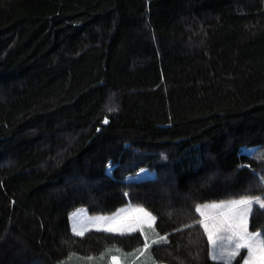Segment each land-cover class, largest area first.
Here are the masks:
<instances>
[{
	"label": "trees",
	"instance_id": "16d2710c",
	"mask_svg": "<svg viewBox=\"0 0 264 264\" xmlns=\"http://www.w3.org/2000/svg\"><path fill=\"white\" fill-rule=\"evenodd\" d=\"M248 196H264V0H0V264H133L141 231L70 222L127 204L167 237L158 264H217L196 207Z\"/></svg>",
	"mask_w": 264,
	"mask_h": 264
},
{
	"label": "snow or ice",
	"instance_id": "6c2138e0",
	"mask_svg": "<svg viewBox=\"0 0 264 264\" xmlns=\"http://www.w3.org/2000/svg\"><path fill=\"white\" fill-rule=\"evenodd\" d=\"M105 124L108 120L103 121ZM254 206L264 209V196H248L237 200H231L227 203L201 205L196 207V211L202 219L197 221L207 235L211 248V258L217 264H233V261L246 250L247 255L243 259V264H264V234L260 232L249 231V220L253 213ZM221 209L217 215L209 216L206 209ZM135 215L123 217L117 220V217H97L96 223L108 222L103 228L107 232H115L120 235L132 234L136 231L143 232V225L147 224L152 228L156 218L148 213L144 208L137 207L132 209ZM115 221V223H113ZM192 227V225H186ZM73 232L77 236H83L84 230L73 227ZM158 235V234H157ZM166 236H158V239L151 241V245L167 243ZM151 245L148 243V235L145 234V243L143 249L137 250L140 255H149ZM109 252L113 250H108ZM119 252V249L115 250ZM124 261L128 256L123 257ZM113 264H121L119 256H112Z\"/></svg>",
	"mask_w": 264,
	"mask_h": 264
},
{
	"label": "rangeland",
	"instance_id": "374dc122",
	"mask_svg": "<svg viewBox=\"0 0 264 264\" xmlns=\"http://www.w3.org/2000/svg\"><path fill=\"white\" fill-rule=\"evenodd\" d=\"M156 172L154 170H151L149 168H143L141 169L140 171L136 172V173H133V174H130L127 176L126 180L127 181H143V180H147V179H152L156 176L155 174ZM228 201H231V200H227V201H216V202H209V203H203L201 205H211V204H221V203H227ZM200 205V206H201ZM126 206V205H125ZM124 207V206H123ZM122 208V207H121ZM120 208V209H121ZM144 208V207H142ZM148 213H150L152 216H154L151 212H149L146 208H144ZM119 210V209H118ZM118 210L114 213H111V214H107V215H92L88 212V210L84 207H81L75 211L72 212V214H70V221H71V227H72V231H73V227H76L78 229H83L84 230V234H86L87 232L89 231H92V230H97V231H104L103 228L105 226H107V223L108 222H103V223H96L95 221V218L97 217H117V220H119V215L117 214ZM220 211H222L221 209H213V208H208L206 209V213L210 216V215H213L215 213H219ZM72 215V217H71ZM156 222V220H155ZM113 223H115V221H113ZM144 229L145 227L151 231V230H156V226H155V223L153 225L152 228H149L147 224H144ZM249 231L250 230V220H249ZM107 232V231H106ZM74 233V232H73ZM110 233H114V234H119V233H115V232H110ZM75 234V233H74ZM76 235V234H75ZM111 252H108V253H105L106 255L110 254ZM151 254V253H150ZM243 254V259L244 257L247 255V252L246 250H241V253L240 255ZM106 255H102L101 257L97 256V257H90V258H93L95 259V264H106ZM152 255V254H151ZM239 255V256H240ZM238 256V257H239ZM236 257V258H238ZM100 258V259H98ZM149 259V255H147L145 258H144V261L148 260ZM70 260V259H69ZM236 260V259H235ZM234 260V261H235ZM233 261V263H234ZM66 264H74L71 261H68ZM243 264V262H242Z\"/></svg>",
	"mask_w": 264,
	"mask_h": 264
},
{
	"label": "crops",
	"instance_id": "0c3cea01",
	"mask_svg": "<svg viewBox=\"0 0 264 264\" xmlns=\"http://www.w3.org/2000/svg\"><path fill=\"white\" fill-rule=\"evenodd\" d=\"M139 206H134L132 204H127L126 206L122 207L121 209L118 210L117 214L119 215V220H122L123 217H126V216H130V215H135V213L132 212V209H135ZM72 214V213H71ZM218 213L214 214L217 215ZM210 216H213V215H210ZM143 229H144V226H143ZM139 231V230H138ZM137 232V231H136ZM144 237H145V234L148 235V243L151 245V241L154 240V239H158V236L157 235L158 233L156 232V230H151L149 231L146 227L144 229V231L142 232ZM152 246V245H151ZM150 251V250H149ZM151 253V252H150ZM152 254V253H151ZM151 256V260H146L144 261V258L148 255V254H145V255H140L138 257V259L136 261H134L133 264H158L155 260V258ZM106 254H104L105 256ZM101 257V256H99ZM70 259V260H69ZM69 259H67L66 261L63 262V264H66L68 261H71L74 263V264H95V259L93 258H81L79 256H72L70 257ZM100 259V258H98ZM106 264H112V260H111V254H108L106 255Z\"/></svg>",
	"mask_w": 264,
	"mask_h": 264
},
{
	"label": "bare ground",
	"instance_id": "6f19581e",
	"mask_svg": "<svg viewBox=\"0 0 264 264\" xmlns=\"http://www.w3.org/2000/svg\"><path fill=\"white\" fill-rule=\"evenodd\" d=\"M216 214V213H215ZM73 215V214H72ZM72 215H71V217H72ZM71 219V218H70ZM71 222V221H70Z\"/></svg>",
	"mask_w": 264,
	"mask_h": 264
}]
</instances>
